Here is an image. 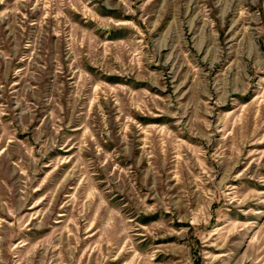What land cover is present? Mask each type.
Returning a JSON list of instances; mask_svg holds the SVG:
<instances>
[{"label":"rangeland","instance_id":"374dc122","mask_svg":"<svg viewBox=\"0 0 264 264\" xmlns=\"http://www.w3.org/2000/svg\"><path fill=\"white\" fill-rule=\"evenodd\" d=\"M0 264H264V0H0Z\"/></svg>","mask_w":264,"mask_h":264}]
</instances>
